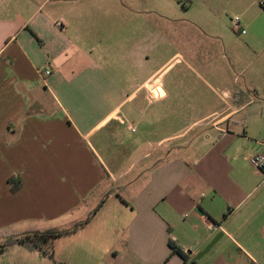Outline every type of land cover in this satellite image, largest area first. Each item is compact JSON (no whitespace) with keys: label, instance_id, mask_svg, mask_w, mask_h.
Returning a JSON list of instances; mask_svg holds the SVG:
<instances>
[{"label":"crops","instance_id":"0c3cea01","mask_svg":"<svg viewBox=\"0 0 264 264\" xmlns=\"http://www.w3.org/2000/svg\"><path fill=\"white\" fill-rule=\"evenodd\" d=\"M175 2L0 0V243L37 231L7 235L15 227L83 210L86 217L73 224L89 221L63 236L72 237L63 248L70 260L93 255V264H184L171 254L170 240L189 250L187 264H223L216 247L230 211L219 223L213 203L239 197L242 211L248 195L241 185L230 188L209 137L187 136L227 121L236 101L204 79L207 90L200 92L193 81L165 76L183 58L158 61V51L182 45L185 69L196 74L191 64L213 71L197 57L213 46L197 45L196 35L225 46L212 29L170 15ZM12 176L21 179L15 193ZM112 196L119 201L107 202ZM213 224L221 229H209Z\"/></svg>","mask_w":264,"mask_h":264},{"label":"rangeland","instance_id":"374dc122","mask_svg":"<svg viewBox=\"0 0 264 264\" xmlns=\"http://www.w3.org/2000/svg\"><path fill=\"white\" fill-rule=\"evenodd\" d=\"M177 1L180 4L175 2L171 6L172 9L168 8L167 12L170 15L179 14L182 21H191L192 25L197 23L212 29L221 37L225 46L217 44L215 39L196 35L197 45L211 44L213 46L210 53L205 52L204 48L197 49V57L207 59L213 71L205 73L191 64L196 74H191L185 69L182 61H187L188 58L186 49L182 45H174L168 50L165 48L163 51H158V61L166 62L171 58L173 61L175 54L183 58L182 61L171 64L165 76L170 79L178 77L180 82L184 83L187 80L193 81L195 89L200 92L207 90L201 83V79H204L220 97L224 98L223 93L227 92V100L236 101V104H233L235 111L227 121L225 119L221 123L210 125L202 129L203 132L199 127L190 131L187 136V139L193 135L201 139L199 133H203L204 138L209 137L210 145L222 156L220 161L217 160V166L222 174H226L230 188L232 184L236 188L241 185L244 194L248 195L243 203L242 211L239 208L236 210L239 197H229L213 203V206L219 209V223L221 216L228 215L230 211L227 223L222 225L224 235L216 249L220 248L222 251L223 264H251V259L254 258L264 264V221H257L258 217L264 218V185L257 188L264 182V174L250 163V159L262 151L261 146L264 148V0ZM235 16L239 17L242 29L246 32L242 36L236 35L230 28V19ZM168 24L165 22V26ZM221 55L222 60L219 59ZM199 116L193 115L190 118L196 119ZM168 129H165V133L175 132L176 126ZM256 172L261 174L258 182ZM119 199L118 196L117 198L112 196L107 202H118ZM40 201H42L41 196L38 194L37 203ZM44 202L47 201L44 200ZM95 202L96 195L91 197L84 210ZM58 203L59 196H56L53 204ZM259 205L262 206L260 209ZM253 210H258L259 213L251 219L250 213ZM84 215L86 214L83 210H78L73 215L58 214L53 218L15 227L7 232V235L11 232H14L13 235L21 234L29 228L37 231L69 228L73 225V219L85 218ZM246 217L249 219L248 223L243 224ZM219 229H221L220 226ZM71 238L61 237L54 240L52 254L39 249L28 252L21 245L16 244L6 249L0 256V264H93L95 261L93 255H83V257L76 255L70 260V254L65 250ZM228 252L233 255V258H224L223 254ZM211 254L205 255L200 260L207 261ZM106 264H117V262L109 261Z\"/></svg>","mask_w":264,"mask_h":264},{"label":"trees","instance_id":"16d2710c","mask_svg":"<svg viewBox=\"0 0 264 264\" xmlns=\"http://www.w3.org/2000/svg\"><path fill=\"white\" fill-rule=\"evenodd\" d=\"M20 181L21 179L14 176L8 179V184L12 193L18 191L21 183ZM103 202L104 200L99 203V205L94 209L92 214L98 211ZM88 221L89 218L85 219L82 222L74 223L69 228H50L42 231L28 232L19 236L9 237L0 243V254L3 253L6 249L16 244L21 245L28 251H34L39 249L44 250L45 253L47 252L52 254L54 240L74 233L79 227L83 226ZM168 246L171 249V254L178 255L183 260L184 264H187V262L189 261V252H184L181 248L177 247L170 240L168 241ZM192 264L195 263L193 262Z\"/></svg>","mask_w":264,"mask_h":264},{"label":"built area","instance_id":"2783aa9c","mask_svg":"<svg viewBox=\"0 0 264 264\" xmlns=\"http://www.w3.org/2000/svg\"><path fill=\"white\" fill-rule=\"evenodd\" d=\"M230 28L234 33L244 35L246 32L244 29H242L240 19L238 16H235L230 19ZM44 75L48 76L50 74L49 70H44ZM251 165L258 170L260 173L264 174V153H259L255 156H253L250 159ZM218 224H213L209 227V229L218 228ZM184 252H189V250H183Z\"/></svg>","mask_w":264,"mask_h":264},{"label":"water","instance_id":"95a60500","mask_svg":"<svg viewBox=\"0 0 264 264\" xmlns=\"http://www.w3.org/2000/svg\"><path fill=\"white\" fill-rule=\"evenodd\" d=\"M216 242V240H213L206 248L205 250L201 253V256L204 255L205 253H207L209 251V249L214 245V243Z\"/></svg>","mask_w":264,"mask_h":264}]
</instances>
